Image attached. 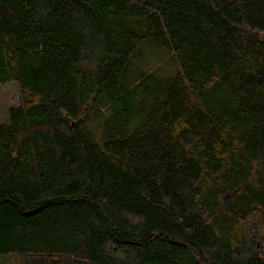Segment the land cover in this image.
Returning <instances> with one entry per match:
<instances>
[{
  "label": "trees",
  "instance_id": "16d2710c",
  "mask_svg": "<svg viewBox=\"0 0 264 264\" xmlns=\"http://www.w3.org/2000/svg\"><path fill=\"white\" fill-rule=\"evenodd\" d=\"M143 40L178 66L149 104L122 80ZM7 83L0 254L264 264V0H0ZM98 102L141 123L91 143Z\"/></svg>",
  "mask_w": 264,
  "mask_h": 264
},
{
  "label": "rangeland",
  "instance_id": "374dc122",
  "mask_svg": "<svg viewBox=\"0 0 264 264\" xmlns=\"http://www.w3.org/2000/svg\"><path fill=\"white\" fill-rule=\"evenodd\" d=\"M177 71L178 66L173 55L154 42L143 40L131 53L122 80L130 83L140 79L141 85L137 87L135 99L142 100L143 104L145 102V104H149L153 102L151 100L153 98H164V90L175 77ZM145 75H149V77L144 78ZM151 88L154 92L148 96ZM18 104L16 86L10 83L0 84V123L7 122V109ZM89 119L83 125L86 138L89 142L98 145L120 137L114 134L123 129H128L129 132L134 129V125L141 123L138 117L135 118L134 113H130L129 118H127V112L123 111L120 106L106 105L104 102L96 104ZM109 134H112L111 138ZM0 264H25V262L20 255L0 254Z\"/></svg>",
  "mask_w": 264,
  "mask_h": 264
}]
</instances>
